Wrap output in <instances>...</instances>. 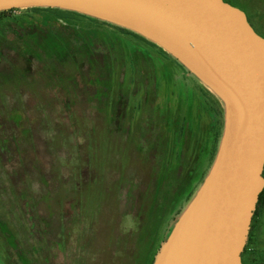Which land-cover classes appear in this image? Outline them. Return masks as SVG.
I'll return each instance as SVG.
<instances>
[{
    "label": "rangeland",
    "instance_id": "rangeland-1",
    "mask_svg": "<svg viewBox=\"0 0 264 264\" xmlns=\"http://www.w3.org/2000/svg\"><path fill=\"white\" fill-rule=\"evenodd\" d=\"M237 2L264 33V0ZM30 9L0 24V264H149L213 166L224 104L128 32ZM258 222L263 250L264 205Z\"/></svg>",
    "mask_w": 264,
    "mask_h": 264
},
{
    "label": "water",
    "instance_id": "water-1",
    "mask_svg": "<svg viewBox=\"0 0 264 264\" xmlns=\"http://www.w3.org/2000/svg\"><path fill=\"white\" fill-rule=\"evenodd\" d=\"M55 8L157 44L224 104L213 166L154 264H244L264 192V37L225 0H0V12Z\"/></svg>",
    "mask_w": 264,
    "mask_h": 264
},
{
    "label": "trees",
    "instance_id": "trees-1",
    "mask_svg": "<svg viewBox=\"0 0 264 264\" xmlns=\"http://www.w3.org/2000/svg\"><path fill=\"white\" fill-rule=\"evenodd\" d=\"M225 1L228 2V3H230V4H232V5H234V6H236V7H238L237 0H225ZM30 10L31 11H34V12H41V11L51 12L58 19L63 20V21H68V22L77 21L80 18H85V19H89L91 21L100 22V20H98V19L91 18L89 16H86V15H83V14H80V13H77V12H73V11H66V10L55 9V8H31ZM14 11L15 10L0 12V24L3 23V22H6L7 20H10V19L17 20L16 17L15 18H12V16L7 15L8 12H14ZM249 22H250V20H249ZM102 23H105L107 25H111L113 27H117L118 29H120V30H122L124 32H128L129 34L134 35L135 37H137L138 39H141L142 41L148 43L149 45H152L155 48H159L161 50V53H162V56L163 57H165V56L172 57L170 54H168L164 49H162L161 47H159L157 44H155V43L147 40L146 38L140 36L139 34H136V33L132 32L130 30H127V29H124V28L115 26L113 24H109L107 22H102ZM252 23L254 24L255 27L252 25ZM252 23L250 22V24L254 27V29L257 31V33H259L261 36L264 37V33L262 31V28H257L256 27V24L254 22H252ZM3 46L4 47H8V45L5 42H3ZM21 50H22V52L25 53L26 56L29 55L27 61H28V63L30 65H32L33 62H35L34 60H36L38 63H44V64H46L45 68H47L48 65H53L55 63V61H58V62L60 61L59 63L61 65L65 64V63H68L70 61H76V60L78 61V63L81 62L79 60V58H77V57L76 58H74V57L66 58V55H64V54L61 53V50H59V51L55 50L54 51L52 49V50H50V54L47 55V57L31 56L28 53L26 47H24V46H22V49ZM3 58L4 57L1 54V50H0V61H2ZM10 78L11 77H8L9 80H10ZM205 89L206 90H205L204 97L206 99V102L209 105H211L210 98L211 97H214L216 99H218V98L208 88H205ZM212 109H214V107H212ZM214 111L216 113V108H215ZM219 114L221 115L222 112H220ZM184 120L187 121V119H184ZM19 124H23V118H22L21 122H19ZM184 130H185V128L181 129L182 133L184 132ZM188 130H190V133L192 132V130H191V128L189 126H188ZM222 136H223V133H220V132L218 133L217 132V136H215V141H214V145H213L212 151H211V153L207 157L208 158V163H211V166L213 165V163L215 161V158L217 156V153H218V150H219V145H220V139H222ZM168 150H169L168 151V156H171L170 155L171 150L170 149H168ZM197 150L198 149L196 148V142L194 140V145L191 148V157L190 158H193L196 155ZM186 156H188V143H187V139H186V141L184 143L183 148L180 149V150H178V152L176 153V160H178L180 163H178V166H175L174 168H172V172L173 171L177 172V176H176L177 179L175 177L176 182L179 181V179H180L179 177H180L181 173H184L185 172V169L188 168V162L186 164H183L182 163L184 161V159H185ZM188 161H189V159H188ZM168 163L170 164L169 165V169H170V167H171V159L169 160ZM206 176H207V174H206ZM206 176H205V178H206ZM185 182L186 181L181 180L179 182L180 185L178 184V186H176V189L177 190H180L185 185ZM263 201H264V192L261 194L260 201H259L258 206H257V209H256V211L254 213V219H253V224H252L251 231H250V234H249V240H248L246 249H245V251L243 253V256H242L243 257V263L244 264H264V249L263 250H260V249H257L256 250L255 249V245H254V243L257 242V238H258V235H259V227H258L259 222H258V220H259V217H261V213H262V209H263L262 208L263 207ZM160 247H162L161 244H160ZM155 259H156V257H153L150 260L149 264H154Z\"/></svg>",
    "mask_w": 264,
    "mask_h": 264
},
{
    "label": "flooded vegetation",
    "instance_id": "flooded-vegetation-1",
    "mask_svg": "<svg viewBox=\"0 0 264 264\" xmlns=\"http://www.w3.org/2000/svg\"><path fill=\"white\" fill-rule=\"evenodd\" d=\"M248 16V15H247ZM248 18H249V20H250V22L252 23V21H251V18L248 16ZM252 25L254 26V24L252 23ZM255 27V26H254ZM264 202V201H263ZM263 205H264V203H263ZM263 208V207H262ZM261 215H262V213H261ZM260 218V217H259ZM253 219H254V217H253ZM253 224V223H252Z\"/></svg>",
    "mask_w": 264,
    "mask_h": 264
}]
</instances>
